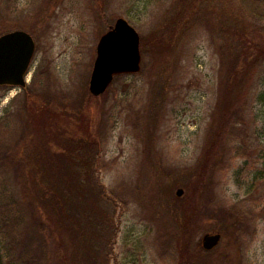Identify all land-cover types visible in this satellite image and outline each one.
<instances>
[{"label": "rangeland", "instance_id": "obj_1", "mask_svg": "<svg viewBox=\"0 0 264 264\" xmlns=\"http://www.w3.org/2000/svg\"><path fill=\"white\" fill-rule=\"evenodd\" d=\"M234 7L231 0H0V32L22 29L36 43L26 85L0 86V188L6 180L22 216L21 226L7 229L6 254L24 249L31 223L41 227L22 153L33 141L54 144L48 135L58 119L66 137L98 140L97 176L118 205L112 264H264V57L255 47L264 48V35L251 20L240 38ZM119 17L141 36L142 68L95 96L97 45ZM228 102L241 139L226 131L209 165L206 151ZM42 105L54 109L45 122ZM203 164L205 178L193 199H183L185 175ZM182 205L192 207L185 258L173 239L182 228L174 208ZM208 232L222 239L207 252Z\"/></svg>", "mask_w": 264, "mask_h": 264}, {"label": "trees", "instance_id": "obj_2", "mask_svg": "<svg viewBox=\"0 0 264 264\" xmlns=\"http://www.w3.org/2000/svg\"><path fill=\"white\" fill-rule=\"evenodd\" d=\"M231 2L235 5L232 8L235 16L232 23L236 29L239 26L240 38L244 37L245 33L248 36L247 24L251 20L256 21L257 28L254 30L264 35V0H231ZM6 32L8 30L1 31L0 35ZM144 45L143 41V49ZM255 47L258 55L261 54L264 57V48L257 43ZM244 60L248 63L246 55ZM44 105L38 111H47L39 117L45 122L47 119H43V115L50 118L48 115L53 113L54 109ZM229 108H231L230 102L222 107L219 122L213 131V141L206 151V163L209 165L212 157L213 159L215 157L214 141L220 140L226 131L232 134V137L241 139L238 135H241L242 131L233 130L229 122ZM31 117L35 119L36 116ZM52 120L53 132L48 137L53 139L55 145L45 139L40 143L33 141L31 146L24 147L26 149L22 153L26 159L24 168L31 172L23 175L26 181L25 186L27 187L31 182L33 188L35 187L36 195L33 191L32 201H38L41 208L38 217L34 213L41 227L29 223V240L18 255L14 252L17 257L12 255L14 253H5L6 240L10 238V232L7 229L9 230L12 225L15 229L21 226L22 216L19 209L14 207L15 194L7 189L6 180L1 182L0 205L5 203V206L2 209L0 206V233L3 234V238H0V264H19L16 260L20 264H112L119 231V224L116 221L118 205L97 176L99 169L97 165L100 163L97 154L98 140L90 133L80 138L66 137L62 123L58 119ZM41 132L45 131L41 130ZM212 153L213 156H211ZM206 166L203 164L200 171L195 170L185 175L183 185L186 187L187 194L183 195V199H193L194 187L205 178ZM28 196L31 198V191L28 192ZM191 206L196 207L193 200ZM191 206L182 205L174 208L177 211L175 215L182 221L180 237L173 238L177 241L174 251L180 252L184 258L190 253L191 244L193 245L190 228L187 226L191 220L188 214ZM11 237L14 241L13 246L16 247L20 241L14 234ZM52 245L54 252L51 249ZM185 259L182 264L189 262ZM199 259L203 260L201 257ZM205 260L204 264H213V260L210 261L207 258Z\"/></svg>", "mask_w": 264, "mask_h": 264}, {"label": "water", "instance_id": "obj_3", "mask_svg": "<svg viewBox=\"0 0 264 264\" xmlns=\"http://www.w3.org/2000/svg\"><path fill=\"white\" fill-rule=\"evenodd\" d=\"M34 37L27 31L16 29L0 35V85L25 86L35 52ZM141 36L124 17H119L99 39L97 57L90 77V92L99 96L122 74L141 71ZM177 194L182 196L184 189ZM222 234L206 233L203 247L212 250L221 241Z\"/></svg>", "mask_w": 264, "mask_h": 264}]
</instances>
